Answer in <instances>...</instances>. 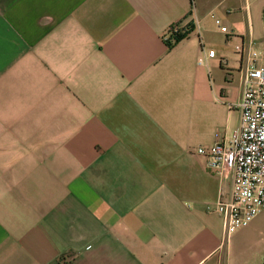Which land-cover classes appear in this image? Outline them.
I'll list each match as a JSON object with an SVG mask.
<instances>
[{"label":"crops","instance_id":"obj_1","mask_svg":"<svg viewBox=\"0 0 264 264\" xmlns=\"http://www.w3.org/2000/svg\"><path fill=\"white\" fill-rule=\"evenodd\" d=\"M263 9L0 0V264H264V208L226 236L232 172L195 151L239 125Z\"/></svg>","mask_w":264,"mask_h":264},{"label":"built area","instance_id":"obj_2","mask_svg":"<svg viewBox=\"0 0 264 264\" xmlns=\"http://www.w3.org/2000/svg\"><path fill=\"white\" fill-rule=\"evenodd\" d=\"M215 23L219 25L220 21L215 19ZM184 25L171 24L163 34L164 40H171ZM219 28L226 30L224 26ZM206 56H215V51L208 50ZM198 63L205 64V58L199 57ZM228 108L239 110L238 127L229 137L195 150L219 176L224 178L232 172L229 196L225 198L221 193L214 207L223 219L226 236L247 225L264 208V56L261 54L250 53L240 99L228 104Z\"/></svg>","mask_w":264,"mask_h":264},{"label":"trees","instance_id":"obj_3","mask_svg":"<svg viewBox=\"0 0 264 264\" xmlns=\"http://www.w3.org/2000/svg\"><path fill=\"white\" fill-rule=\"evenodd\" d=\"M263 18H264V9H263ZM193 30V24L191 22L186 23L179 32L173 34L171 40H166L165 43L168 47L173 46L177 41L187 36Z\"/></svg>","mask_w":264,"mask_h":264}]
</instances>
